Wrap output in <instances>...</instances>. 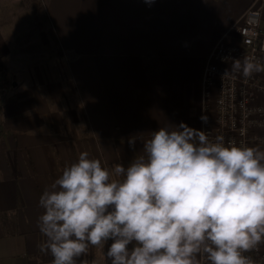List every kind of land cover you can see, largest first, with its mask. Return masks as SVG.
Masks as SVG:
<instances>
[{
	"label": "crops",
	"instance_id": "crops-1",
	"mask_svg": "<svg viewBox=\"0 0 264 264\" xmlns=\"http://www.w3.org/2000/svg\"><path fill=\"white\" fill-rule=\"evenodd\" d=\"M37 1L69 79L19 68L5 93L0 264H51L39 200L81 152L109 169L127 166L159 128L201 129L205 57L253 0ZM81 261L106 264L91 246Z\"/></svg>",
	"mask_w": 264,
	"mask_h": 264
},
{
	"label": "clouds",
	"instance_id": "clouds-1",
	"mask_svg": "<svg viewBox=\"0 0 264 264\" xmlns=\"http://www.w3.org/2000/svg\"><path fill=\"white\" fill-rule=\"evenodd\" d=\"M231 72L249 78L264 63L234 59ZM39 205L51 264H77L90 246L106 264H255L245 253L264 242V149L181 122L152 132L127 166L81 152Z\"/></svg>",
	"mask_w": 264,
	"mask_h": 264
},
{
	"label": "built area",
	"instance_id": "built-area-1",
	"mask_svg": "<svg viewBox=\"0 0 264 264\" xmlns=\"http://www.w3.org/2000/svg\"><path fill=\"white\" fill-rule=\"evenodd\" d=\"M253 0L213 43L205 57L201 86L203 115L201 129L210 140L222 136L225 143L264 149V72L244 78L231 72L234 59L253 57L264 63V27L261 3ZM229 69L228 74H224ZM255 264H264V242L245 253ZM201 264H207L201 260Z\"/></svg>",
	"mask_w": 264,
	"mask_h": 264
},
{
	"label": "rangeland",
	"instance_id": "rangeland-1",
	"mask_svg": "<svg viewBox=\"0 0 264 264\" xmlns=\"http://www.w3.org/2000/svg\"><path fill=\"white\" fill-rule=\"evenodd\" d=\"M35 13L39 14L41 30L33 22ZM42 14L44 11L37 0H0V39L7 52L3 61L14 73L19 68L31 69L36 65L43 78L68 81L65 59L48 35Z\"/></svg>",
	"mask_w": 264,
	"mask_h": 264
},
{
	"label": "trees",
	"instance_id": "trees-1",
	"mask_svg": "<svg viewBox=\"0 0 264 264\" xmlns=\"http://www.w3.org/2000/svg\"><path fill=\"white\" fill-rule=\"evenodd\" d=\"M43 15V14H42ZM43 18L45 19L44 15ZM46 20V19H45ZM33 22L35 23V27L41 30V22L39 20V14H33ZM41 28V29H40ZM15 84L14 80V71L11 70L3 61L0 56V109L2 106L3 99L5 97V93L7 90L12 88ZM5 133V130L0 127V137Z\"/></svg>",
	"mask_w": 264,
	"mask_h": 264
}]
</instances>
